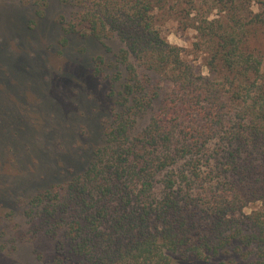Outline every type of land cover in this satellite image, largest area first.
Here are the masks:
<instances>
[{
    "label": "trees",
    "instance_id": "obj_1",
    "mask_svg": "<svg viewBox=\"0 0 264 264\" xmlns=\"http://www.w3.org/2000/svg\"><path fill=\"white\" fill-rule=\"evenodd\" d=\"M161 2L80 5L79 23L95 38L112 32L122 42L113 76L119 90L85 168L27 203L47 235L64 230L56 264H171L167 251L180 248L211 251L208 258L229 240L220 232L230 210L251 195L264 202V73L248 41L250 29L264 31V12L248 26L233 17L194 26L206 42L203 75L155 21ZM144 114L147 124L135 130ZM198 211L212 217L203 235L188 223ZM253 217L264 234V218Z\"/></svg>",
    "mask_w": 264,
    "mask_h": 264
},
{
    "label": "rangeland",
    "instance_id": "obj_2",
    "mask_svg": "<svg viewBox=\"0 0 264 264\" xmlns=\"http://www.w3.org/2000/svg\"><path fill=\"white\" fill-rule=\"evenodd\" d=\"M82 2L0 0V264H56L64 230L47 235L39 216L27 215V203L82 171L112 120L122 42L112 32L101 42L79 23ZM158 5L155 21L165 38L182 47L183 57L203 75H208L206 42L194 26L205 18L232 24L231 17L248 26L253 13L264 12V0H162ZM250 32L249 44L259 52L264 73V31ZM148 119L149 114L141 115L135 130ZM155 185L162 191L158 181ZM244 199L245 205L236 204L225 216L220 233L229 240L216 254L206 258L211 251L198 256L180 248L167 251L171 264H264V234L253 217L264 218V202L253 195L250 202ZM192 219L191 232H208L212 217L198 211Z\"/></svg>",
    "mask_w": 264,
    "mask_h": 264
}]
</instances>
